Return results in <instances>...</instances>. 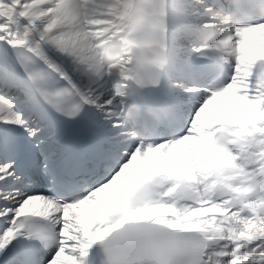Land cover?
Listing matches in <instances>:
<instances>
[{
  "label": "snow or ice",
  "instance_id": "1",
  "mask_svg": "<svg viewBox=\"0 0 264 264\" xmlns=\"http://www.w3.org/2000/svg\"><path fill=\"white\" fill-rule=\"evenodd\" d=\"M0 264H264V0H0Z\"/></svg>",
  "mask_w": 264,
  "mask_h": 264
}]
</instances>
